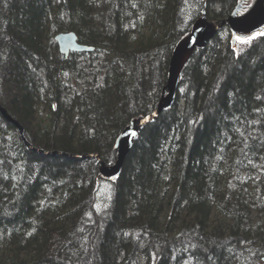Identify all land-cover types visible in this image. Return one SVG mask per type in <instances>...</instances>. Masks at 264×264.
<instances>
[{"label": "trees", "instance_id": "obj_1", "mask_svg": "<svg viewBox=\"0 0 264 264\" xmlns=\"http://www.w3.org/2000/svg\"><path fill=\"white\" fill-rule=\"evenodd\" d=\"M237 3L207 0V13L226 18ZM202 9L0 0V102L35 147L112 164L119 134L158 107L173 49ZM61 31L95 50L62 54ZM100 167L32 152L0 113V264H264V30L234 47L222 29L120 176L106 180Z\"/></svg>", "mask_w": 264, "mask_h": 264}, {"label": "water", "instance_id": "obj_2", "mask_svg": "<svg viewBox=\"0 0 264 264\" xmlns=\"http://www.w3.org/2000/svg\"><path fill=\"white\" fill-rule=\"evenodd\" d=\"M245 1L247 0H240L234 11L228 17L209 19L207 0H203V9L200 17L193 23L191 31L173 49L167 74V85L164 88L158 107L149 115L132 119L127 127L119 134L115 142L117 158L112 164L104 162L98 153L79 155L37 148L26 139L25 129L21 122L15 119L1 102L0 113L8 123L13 124L19 130L26 146L32 152L71 158H97L101 162V176L106 180L115 179L122 173L124 164L133 150L136 140L140 137L142 128L152 120L158 118L162 111L170 109L176 104L182 74L196 51L207 48L224 27L229 29L234 47L237 44V36L244 37L264 30V0H255L247 12L240 14L244 9ZM55 39L60 52L67 56L72 52H91L95 50V46L80 42L78 34L75 31H61L56 34Z\"/></svg>", "mask_w": 264, "mask_h": 264}, {"label": "rangeland", "instance_id": "obj_3", "mask_svg": "<svg viewBox=\"0 0 264 264\" xmlns=\"http://www.w3.org/2000/svg\"><path fill=\"white\" fill-rule=\"evenodd\" d=\"M192 9H193V8H192ZM208 17H209V15H208ZM209 19H211V18L209 17ZM223 29H225V33H226V35L230 34L228 28H225V27H224ZM110 198H111V196H110V193H109V191H108V185L105 184V185L100 189V192H99V194H98V203H97L98 207H99V208L106 207V206L108 205V202H109Z\"/></svg>", "mask_w": 264, "mask_h": 264}, {"label": "flooded vegetation", "instance_id": "obj_4", "mask_svg": "<svg viewBox=\"0 0 264 264\" xmlns=\"http://www.w3.org/2000/svg\"><path fill=\"white\" fill-rule=\"evenodd\" d=\"M249 1L250 0L245 1V3H244V9L240 12V14H244L245 12H247L252 7V6H249V4H248ZM202 2H203V0H202ZM239 2H240V0H238V3ZM238 3H237V5H238ZM225 28H227V27H225Z\"/></svg>", "mask_w": 264, "mask_h": 264}]
</instances>
